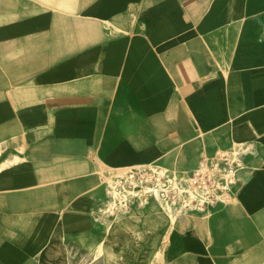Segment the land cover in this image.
Wrapping results in <instances>:
<instances>
[{
    "label": "crops",
    "instance_id": "0c3cea01",
    "mask_svg": "<svg viewBox=\"0 0 264 264\" xmlns=\"http://www.w3.org/2000/svg\"><path fill=\"white\" fill-rule=\"evenodd\" d=\"M235 147L231 200L168 234L172 263L264 264V0H0V264L164 225L151 199L101 216L107 179Z\"/></svg>",
    "mask_w": 264,
    "mask_h": 264
},
{
    "label": "built area",
    "instance_id": "2783aa9c",
    "mask_svg": "<svg viewBox=\"0 0 264 264\" xmlns=\"http://www.w3.org/2000/svg\"><path fill=\"white\" fill-rule=\"evenodd\" d=\"M238 148L218 150L203 158L192 170L176 174L157 164L140 165L117 175L106 187L102 203L104 213L117 217L129 213L133 205L156 200L169 215L203 211L208 207L231 200L232 186L241 169Z\"/></svg>",
    "mask_w": 264,
    "mask_h": 264
},
{
    "label": "rangeland",
    "instance_id": "374dc122",
    "mask_svg": "<svg viewBox=\"0 0 264 264\" xmlns=\"http://www.w3.org/2000/svg\"><path fill=\"white\" fill-rule=\"evenodd\" d=\"M115 174L107 179V183L111 184ZM150 209L154 213L159 214V218L165 224H155L152 229H148L145 217L136 216L129 213L127 216L135 217V227H131L128 233L121 232L115 241V247L109 249L107 242H104L93 251L77 252L75 249H63L57 256L50 259L51 262L45 264H193L188 259L177 260L174 263L170 261L168 254V234L173 229L178 230V222L180 217L198 215L203 222V216L200 213H182L172 216L156 201L151 199L149 203ZM100 214L104 213L103 207H100ZM139 211H142L139 209ZM102 216V215H101ZM104 216V215H103ZM114 218V217H111ZM205 219V218H204ZM117 220V219H115ZM204 223V222H203ZM169 230L166 232V230ZM187 231V230H186ZM183 232V234L186 233ZM180 233V232H179ZM161 239V245L155 246L156 240ZM110 252V253H109ZM69 259V260H68ZM72 262V263H71Z\"/></svg>",
    "mask_w": 264,
    "mask_h": 264
},
{
    "label": "bare ground",
    "instance_id": "6f19581e",
    "mask_svg": "<svg viewBox=\"0 0 264 264\" xmlns=\"http://www.w3.org/2000/svg\"><path fill=\"white\" fill-rule=\"evenodd\" d=\"M142 208V207H141ZM210 209H207L205 210L204 212L203 211H190V212H184V213H200V214H203V213H207L209 212ZM198 216V215H197ZM199 219H197V217L195 215H192V216H188V217H185V215L181 216L180 217V222H178L181 230H184V226L187 224V223H195V222H198ZM54 252V251H53ZM57 253V251H56ZM69 260V259H68ZM72 263V262H71Z\"/></svg>",
    "mask_w": 264,
    "mask_h": 264
}]
</instances>
